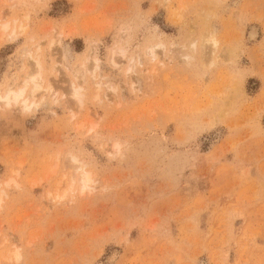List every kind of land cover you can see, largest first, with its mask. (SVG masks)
Masks as SVG:
<instances>
[{"label":"rangeland","instance_id":"1","mask_svg":"<svg viewBox=\"0 0 264 264\" xmlns=\"http://www.w3.org/2000/svg\"><path fill=\"white\" fill-rule=\"evenodd\" d=\"M25 74L0 264H264V0H0Z\"/></svg>","mask_w":264,"mask_h":264},{"label":"bare ground","instance_id":"2","mask_svg":"<svg viewBox=\"0 0 264 264\" xmlns=\"http://www.w3.org/2000/svg\"><path fill=\"white\" fill-rule=\"evenodd\" d=\"M38 64H39V62L36 60L35 61V65L38 66ZM24 76H26V77H24ZM24 76H23V79H22V82H23L22 83V87H20L19 89L15 90L13 88V86H8L5 89L4 94H0V102H3L5 104H9L10 102L21 101L24 108L29 107V105H30L29 103L30 102H28V99H27L26 95L23 96L25 88L28 85V83H31L32 87L29 84V88L31 87L30 91L32 89V92H35L36 90H38L40 88V83L38 81V77H37L36 74L35 75L34 74L33 75L32 74H28V75L25 74ZM30 91H29V94H30ZM73 95L75 97L77 95L75 90L73 91ZM27 96H29V95H27ZM30 96H31V98H33V96H34L33 93H31ZM79 179L81 181L82 186L84 187L86 185L87 181L89 180V176L85 172L82 171L80 173V175H79Z\"/></svg>","mask_w":264,"mask_h":264}]
</instances>
